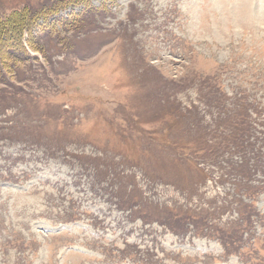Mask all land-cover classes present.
Masks as SVG:
<instances>
[{"label":"rangeland","instance_id":"1","mask_svg":"<svg viewBox=\"0 0 264 264\" xmlns=\"http://www.w3.org/2000/svg\"><path fill=\"white\" fill-rule=\"evenodd\" d=\"M0 264H264V0H0Z\"/></svg>","mask_w":264,"mask_h":264},{"label":"trees","instance_id":"2","mask_svg":"<svg viewBox=\"0 0 264 264\" xmlns=\"http://www.w3.org/2000/svg\"><path fill=\"white\" fill-rule=\"evenodd\" d=\"M24 31V30H23ZM24 32H22V35H23ZM252 168V167H251Z\"/></svg>","mask_w":264,"mask_h":264}]
</instances>
